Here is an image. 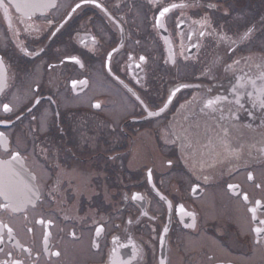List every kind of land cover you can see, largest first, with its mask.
I'll return each mask as SVG.
<instances>
[{"label": "flooded vegetation", "instance_id": "flooded-vegetation-1", "mask_svg": "<svg viewBox=\"0 0 264 264\" xmlns=\"http://www.w3.org/2000/svg\"><path fill=\"white\" fill-rule=\"evenodd\" d=\"M262 221L264 0H3L0 264H264Z\"/></svg>", "mask_w": 264, "mask_h": 264}, {"label": "rangeland", "instance_id": "rangeland-1", "mask_svg": "<svg viewBox=\"0 0 264 264\" xmlns=\"http://www.w3.org/2000/svg\"><path fill=\"white\" fill-rule=\"evenodd\" d=\"M255 27H257V26H255ZM256 29H258V28H256ZM255 59L257 61L255 63H259V65H260V63H261L260 59L261 58L256 56ZM210 69L211 70H209L210 71V73H209L210 75L209 76H211V77L215 76L216 75L215 73H216V70H217V65H215V64L212 65V66L210 65ZM229 69H231L229 71H232V70L235 71L236 69H241V67H236V65L235 66L231 65V67ZM150 143H151V141L146 135H144V136H142V137H140V138H138V139H136V140H134L132 142V152H133L132 155H133V158H132L131 165L133 166V168L138 167L140 164H144V165H150L151 164L152 160L154 159L153 158V156H154L153 153L154 152H153V149H152V145H151L150 148H148ZM216 153L222 155V153H219V152H216ZM192 162H193L194 165H196V162H197L196 157L192 158ZM204 165H206V164L204 163ZM163 169H164V167H163ZM80 173L82 174V176H83L85 181L91 183V178L93 176L92 172H91V174H87V173H84V172L81 171ZM90 186L91 185H88L89 188H85L86 191H88V194L93 193L95 191V188H92ZM105 193H107V195H109L110 192L107 190V192L105 191ZM126 209L127 208L124 207L122 209V211L126 212Z\"/></svg>", "mask_w": 264, "mask_h": 264}, {"label": "snow or ice", "instance_id": "snow-or-ice-1", "mask_svg": "<svg viewBox=\"0 0 264 264\" xmlns=\"http://www.w3.org/2000/svg\"><path fill=\"white\" fill-rule=\"evenodd\" d=\"M2 2H3V0H0V4H2ZM17 8H19V5H17ZM168 11H169V9H168V8H165V9H163V11L160 13V15L163 16V15H164L166 12H168ZM211 103H213V102H212V101H209V105H211ZM96 107H99V105H96ZM9 110H10L9 107H8L7 105H5V106H4V111L7 112V111H9ZM134 198H135V197H134ZM253 211H254V210H253ZM262 223H264V221H262ZM256 231L259 232L260 229L257 228Z\"/></svg>", "mask_w": 264, "mask_h": 264}]
</instances>
